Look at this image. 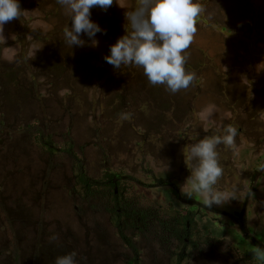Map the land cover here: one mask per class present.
I'll return each mask as SVG.
<instances>
[{
  "label": "rangeland",
  "instance_id": "1",
  "mask_svg": "<svg viewBox=\"0 0 264 264\" xmlns=\"http://www.w3.org/2000/svg\"><path fill=\"white\" fill-rule=\"evenodd\" d=\"M195 2L204 11L185 67L196 78L171 94L142 68L104 60L138 0L91 9L106 30L95 47L86 35L83 47L65 44L71 21L56 0H19L20 19L0 33V264L70 253L76 264H130L137 253L139 264H264L247 258L264 248V0ZM228 125L238 135L217 147L214 185L226 203L207 208L185 195L189 149ZM84 170L117 174L118 197L86 195Z\"/></svg>",
  "mask_w": 264,
  "mask_h": 264
},
{
  "label": "clouds",
  "instance_id": "2",
  "mask_svg": "<svg viewBox=\"0 0 264 264\" xmlns=\"http://www.w3.org/2000/svg\"><path fill=\"white\" fill-rule=\"evenodd\" d=\"M56 2L67 10L71 21V27L64 29L65 44L83 47L88 41L81 36L86 35L90 46H97L96 34H106V30L90 19L91 9L99 7L107 11L113 0ZM203 11V5L195 0H138L133 10L125 13L131 31L126 30L125 35L109 46L110 55L104 56V60L115 69L121 66L142 68L150 85L164 86L165 91L171 94L186 90L196 78V74L185 67L187 50L193 43L198 30L197 18ZM22 13L19 0H0V33H3L6 23L20 19ZM129 115L122 114V118L128 119ZM237 135V128L228 125L223 128L222 134L205 137L191 145L188 158L194 164L186 180V183L190 182V190L185 195L201 194L207 208L226 203L225 197L214 190V185L223 175L217 147L221 144L233 147ZM253 254L264 262V248L256 247ZM55 264H76L75 253L57 257Z\"/></svg>",
  "mask_w": 264,
  "mask_h": 264
},
{
  "label": "trees",
  "instance_id": "3",
  "mask_svg": "<svg viewBox=\"0 0 264 264\" xmlns=\"http://www.w3.org/2000/svg\"><path fill=\"white\" fill-rule=\"evenodd\" d=\"M0 53H1V50H0ZM40 139L41 138H39V140ZM49 144H51V143H48L47 145H49ZM51 150L52 149L50 148V151ZM117 177H118L117 174H107L103 181L96 180V179L92 178L91 176H88L86 174L85 170H84V171H80L78 173V182H79L81 188L86 190V195L88 193L89 196L93 197L94 192L92 191V189L94 187H105V188H112L113 189V195L115 196V199H116L118 197V194H117L116 190H120V188H121L120 181L118 180ZM120 211H121L120 209H116V215L119 218V220H120V217H121V215H120L121 212ZM119 220L117 222V226L118 227L120 226ZM177 225H179L180 228L183 229L184 232H185L184 235L181 238H183V239L185 238L184 244H186L185 241H187L186 239L188 237V234L186 235V233L189 231V226H190V230H192L194 228L192 226V224H191V220L188 219L187 216H185L184 218H182V220H178L177 221ZM188 241H189V244L192 243V241L190 239H188ZM195 246H196V242L194 241V247ZM252 253H254V252H250L248 254L249 256L247 255V258H250V259L253 258ZM140 262L141 261L139 259L138 253H137L135 255L134 259L131 260L129 263L130 264H139Z\"/></svg>",
  "mask_w": 264,
  "mask_h": 264
},
{
  "label": "flooded vegetation",
  "instance_id": "4",
  "mask_svg": "<svg viewBox=\"0 0 264 264\" xmlns=\"http://www.w3.org/2000/svg\"><path fill=\"white\" fill-rule=\"evenodd\" d=\"M189 230H190V226H189Z\"/></svg>",
  "mask_w": 264,
  "mask_h": 264
}]
</instances>
